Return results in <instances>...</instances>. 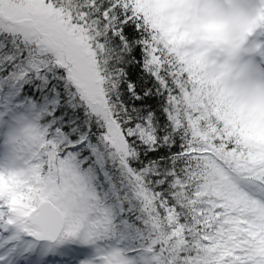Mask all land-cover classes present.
I'll return each mask as SVG.
<instances>
[{
	"label": "snow or ice",
	"instance_id": "6c2138e0",
	"mask_svg": "<svg viewBox=\"0 0 264 264\" xmlns=\"http://www.w3.org/2000/svg\"><path fill=\"white\" fill-rule=\"evenodd\" d=\"M232 27L264 58L213 0H0V264H264V86H228Z\"/></svg>",
	"mask_w": 264,
	"mask_h": 264
},
{
	"label": "clouds",
	"instance_id": "9594fccd",
	"mask_svg": "<svg viewBox=\"0 0 264 264\" xmlns=\"http://www.w3.org/2000/svg\"><path fill=\"white\" fill-rule=\"evenodd\" d=\"M213 6L225 21L243 18L252 23V31L264 27V20L258 19V10L252 0H213ZM236 29L222 28L217 31L214 48L223 57L222 66L225 80L230 88L255 89L264 86V67L257 64V58L249 55V41L252 32L239 43L236 42Z\"/></svg>",
	"mask_w": 264,
	"mask_h": 264
},
{
	"label": "trees",
	"instance_id": "16d2710c",
	"mask_svg": "<svg viewBox=\"0 0 264 264\" xmlns=\"http://www.w3.org/2000/svg\"><path fill=\"white\" fill-rule=\"evenodd\" d=\"M156 160L159 161V163L161 164H164L166 163V158L164 157H159V158H154ZM141 163V161H136L134 162V167H138L139 164ZM144 164H148L149 161L148 160H144L143 161ZM109 167V170L111 172L112 175H114L117 179V187L120 189V194L123 195L125 192H128L129 191V187L127 186V181L124 180V183L121 184L119 183L120 180L123 179V177L120 175V172H119V166H113L112 164H109L108 165ZM98 189L102 192V193H105L107 194V196L112 200V201H115L116 200V196L114 195L110 185L108 184V182L104 179L103 175H101V179L98 183Z\"/></svg>",
	"mask_w": 264,
	"mask_h": 264
},
{
	"label": "rangeland",
	"instance_id": "374dc122",
	"mask_svg": "<svg viewBox=\"0 0 264 264\" xmlns=\"http://www.w3.org/2000/svg\"><path fill=\"white\" fill-rule=\"evenodd\" d=\"M257 64L259 65V66H261V67H264V58H262V59H257Z\"/></svg>",
	"mask_w": 264,
	"mask_h": 264
}]
</instances>
